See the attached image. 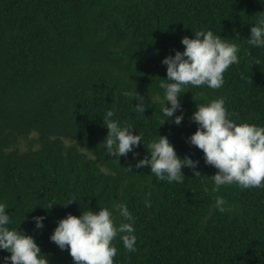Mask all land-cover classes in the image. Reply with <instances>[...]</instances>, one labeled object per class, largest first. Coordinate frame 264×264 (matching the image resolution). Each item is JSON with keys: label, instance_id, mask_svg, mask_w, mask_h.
Returning <instances> with one entry per match:
<instances>
[{"label": "trees", "instance_id": "1", "mask_svg": "<svg viewBox=\"0 0 264 264\" xmlns=\"http://www.w3.org/2000/svg\"><path fill=\"white\" fill-rule=\"evenodd\" d=\"M261 12L264 0H0V202L9 227L33 235L50 264H73L49 240L57 221L123 202L137 240L128 251L117 235L114 264H264V187L211 191L217 169L186 141L197 126L190 119L196 104L218 97L236 123L264 125V47L246 41ZM200 29L239 44V63L219 88L188 85L180 124H161V60ZM133 88L143 113L123 95ZM108 109L146 146L156 133L167 136L177 155L199 161L201 176L183 167V182H168L147 166L132 167L149 155L143 142L135 157L107 154ZM217 195L230 211H218ZM37 215L46 217L39 229Z\"/></svg>", "mask_w": 264, "mask_h": 264}, {"label": "clouds", "instance_id": "2", "mask_svg": "<svg viewBox=\"0 0 264 264\" xmlns=\"http://www.w3.org/2000/svg\"><path fill=\"white\" fill-rule=\"evenodd\" d=\"M230 41L211 29L196 30L192 37H181L182 51L175 50L174 54L161 60L166 65V78L160 81L164 90L160 99L161 124L168 118H172V123L180 124L183 111L179 97L188 85H207L212 89L223 85L225 70L231 64L239 63V44ZM246 41L255 47H264V12L257 17L256 23L251 24ZM253 62L259 63L256 58L252 59ZM123 95L139 101L132 107L144 112L143 97L134 88L124 91ZM178 110L179 114H175ZM113 115V110L108 109L102 119L107 128L102 146L107 154L118 159L131 152L135 157L138 153L134 149L143 142L149 155L136 161L132 167L147 166L157 179L168 182H183V167L191 169L194 176H201L197 170L199 161L188 155L183 158L177 155L167 136L156 133V138L146 146L140 134H133L131 125L122 124L113 119ZM229 117L223 97L196 104L190 119L197 126L186 141L202 150L205 164L217 169L210 178L211 191L217 192L220 186L232 183L241 188L264 187V125L236 123ZM204 191H209L207 185ZM150 205L151 201L145 199L144 206ZM215 206L220 212L231 210L227 201L219 195L215 197ZM5 209L6 205L0 202V250L10 255L0 257V264H50L33 235L9 227L12 221ZM117 212L122 218L119 223ZM45 218L43 215L32 217L34 227L42 228ZM133 221L132 213L123 202L114 203L111 208L99 207L95 211L88 208L78 216L67 213L60 218L49 240L61 250L67 249L73 264H114L113 257L118 250L113 241L118 234L123 247L135 251L137 237Z\"/></svg>", "mask_w": 264, "mask_h": 264}, {"label": "rangeland", "instance_id": "3", "mask_svg": "<svg viewBox=\"0 0 264 264\" xmlns=\"http://www.w3.org/2000/svg\"><path fill=\"white\" fill-rule=\"evenodd\" d=\"M20 146H21L22 148H25V147H26L25 142H24V141H21Z\"/></svg>", "mask_w": 264, "mask_h": 264}]
</instances>
